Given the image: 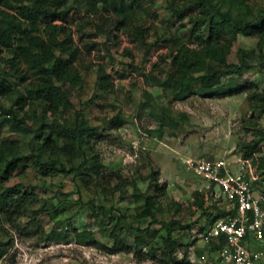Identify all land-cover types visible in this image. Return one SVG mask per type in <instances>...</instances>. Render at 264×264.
Wrapping results in <instances>:
<instances>
[{
  "label": "rangeland",
  "instance_id": "374dc122",
  "mask_svg": "<svg viewBox=\"0 0 264 264\" xmlns=\"http://www.w3.org/2000/svg\"><path fill=\"white\" fill-rule=\"evenodd\" d=\"M34 1L0 0V29L13 23L27 31L14 33L8 44L0 34V81L11 89L0 104L25 119L19 130L0 119V148L23 155L0 179V193L11 190L0 204V264H170L169 227L179 243V264H203L197 255L207 247L201 229L221 211L187 161H232L241 155L242 143L260 141L257 156L264 166V112L254 111L248 99L264 91V0H213L244 26L263 29L255 37L226 28L218 40L226 48V63L211 58L209 20L196 6L200 0H108L94 7L70 0L49 14L50 22L23 13ZM32 37L64 60L70 53L62 45L77 51L75 78L57 81L71 105L56 115L31 94L38 80L26 63L7 62L8 45ZM183 48L205 67L195 77L216 72L213 80L188 86L186 97L169 83ZM216 85L224 90L203 93ZM81 123L86 130L74 159L44 148L50 136L52 147L60 149L63 133ZM53 162L55 169L46 167ZM72 168L83 174L66 172ZM260 180L264 183V173ZM90 201L104 206L106 216L96 215ZM4 206L17 216L9 218ZM118 224L117 236L130 253L107 250ZM249 247L263 249L253 240Z\"/></svg>",
  "mask_w": 264,
  "mask_h": 264
},
{
  "label": "trees",
  "instance_id": "16d2710c",
  "mask_svg": "<svg viewBox=\"0 0 264 264\" xmlns=\"http://www.w3.org/2000/svg\"><path fill=\"white\" fill-rule=\"evenodd\" d=\"M5 2H10V0H4ZM70 0H35L31 7L24 6L21 8L26 16L35 19L44 18V20L49 21V14H56L59 10L63 9ZM226 1V0H225ZM249 0H231V2L236 3H245ZM87 3L93 7L97 5L98 2L107 3L108 0H87ZM196 6L200 8L202 14L206 15L208 19L207 28H208V39L206 41L209 48V53L211 58H214L219 63H226L227 55L226 48L223 45H219L218 40L221 38V34L226 33V28H232L233 31H241L246 36H255L261 37L263 34L262 28L253 27L250 25H243L244 21L240 18H236L230 12H223L219 6H217L213 0H200L196 3ZM117 11L116 7H114ZM125 12V11H124ZM52 20L55 19V16H52ZM126 18V17H125ZM204 21L201 22L203 24ZM198 26V25H197ZM17 33L18 35L25 36L27 34L26 30H22L21 27H16L11 23L7 27L0 29L1 41L8 44L12 40L13 34ZM66 44L62 45L66 47L64 52L70 53L69 59H62V57H56L49 48V45L39 44L35 37L29 38L27 43H21L16 46L11 47L8 45V50L12 55L10 61L7 62L16 64L20 62H25L29 69L37 76V82L32 83V95L34 98L41 101L45 104V110L52 115H56L61 107H69L71 105L68 94L65 90L57 84V81H66L75 78V72H73L74 67L72 62L76 57L77 51H72ZM196 54H191L187 48L180 50L179 55L174 59L176 64V72L170 78L169 83L173 85V88L179 93L178 96L186 97L187 93L185 89L188 86H192L195 82L201 80L207 82L210 79L216 77V72L206 71L202 76L195 77L194 72L205 67H198V63L201 62V59ZM52 62V64L46 65ZM15 64V65H16ZM11 89L9 85L4 83V80L0 81V96L6 94ZM223 87L216 85L215 87H205L203 93L205 94H216L222 92ZM152 98V97H151ZM249 101L252 103V109L254 111L264 112V91L262 93H252L248 96ZM0 119L7 122L12 128L19 130V128L24 122L25 119L20 117L18 111L14 108H6L0 104ZM42 130V129H41ZM86 128L81 125L75 126L70 133H63L65 143L60 149H55L52 147V138L48 136L45 139L44 148L51 153L62 154L69 159H74L79 152L81 151V139L85 132ZM261 142H244L241 144V156L244 158H254L257 154L261 152ZM56 151V152H55ZM11 157V160L7 158ZM23 159V155L18 153L14 148L8 152H5L4 149L0 148V167L4 165V169L0 170V179L7 177L15 169V165L20 163ZM57 163L53 162L50 166L47 165V168L55 169ZM97 175L100 174L99 165H93ZM92 167V168H93ZM261 169L264 170V166L260 164ZM67 173H75L78 176L83 174L82 169L72 168L66 171ZM100 186L102 183L99 184ZM104 192L109 193L110 189H106V186H102ZM11 190H5L0 193V204L5 200L10 194ZM199 194V193H198ZM88 207L96 214L106 216L105 207L98 205L97 203L90 201L87 203ZM6 206V205H5ZM2 207V211H6L9 218L17 216L18 211H12L11 207ZM221 212H223L220 209ZM122 230V227L118 224L114 231L111 233V237L114 239L113 246L110 249H107L109 253L116 254L119 252H132V248L126 246L117 236V231ZM168 237L165 239V246L167 254L170 257V264H179L178 258L176 256V250L178 247V241L173 238L172 231L173 228L169 227ZM204 230L202 227L201 231ZM223 239H220L219 242H212V244L207 245L206 249L209 252H214L223 245ZM203 250H198L197 255L202 256ZM186 263L187 261H183Z\"/></svg>",
  "mask_w": 264,
  "mask_h": 264
},
{
  "label": "built area",
  "instance_id": "2783aa9c",
  "mask_svg": "<svg viewBox=\"0 0 264 264\" xmlns=\"http://www.w3.org/2000/svg\"><path fill=\"white\" fill-rule=\"evenodd\" d=\"M257 155H240L232 161L225 157L187 161L193 174L208 184L223 211L204 225L201 239L206 246L220 239L224 243L200 256L201 263L264 264V183L260 180L264 170ZM250 240L263 249H251Z\"/></svg>",
  "mask_w": 264,
  "mask_h": 264
}]
</instances>
